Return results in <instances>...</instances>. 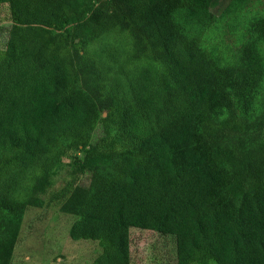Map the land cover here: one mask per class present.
Segmentation results:
<instances>
[{
  "label": "trees",
  "instance_id": "trees-1",
  "mask_svg": "<svg viewBox=\"0 0 264 264\" xmlns=\"http://www.w3.org/2000/svg\"><path fill=\"white\" fill-rule=\"evenodd\" d=\"M0 4L11 21L0 48V219L22 215L77 149L81 171L106 163L63 204L77 216L70 237L100 246L91 264H130L131 227L174 235L176 264H264V140L222 143L264 128V111L248 121L233 110L262 66L220 64L201 34L174 28L168 14L188 0H100L88 16L75 0ZM12 248H0V264Z\"/></svg>",
  "mask_w": 264,
  "mask_h": 264
},
{
  "label": "rangeland",
  "instance_id": "rangeland-1",
  "mask_svg": "<svg viewBox=\"0 0 264 264\" xmlns=\"http://www.w3.org/2000/svg\"><path fill=\"white\" fill-rule=\"evenodd\" d=\"M99 1L75 0V4L88 16ZM188 1L191 8L169 12L174 28L188 35L201 34V45L220 64H259L264 71V0ZM10 24L8 6L0 4V48L5 45ZM233 100L239 118H259L264 111V75L253 92L233 94ZM230 111L225 108L221 118H228ZM103 135L104 128L99 125L92 143ZM222 139V143L235 148L250 145L264 140V128L228 132ZM81 156L79 150L69 149L54 168L49 183L32 197L22 215L3 214L0 248L13 244L10 264H91L100 252L97 241L70 237L77 216L63 209L76 186H89L92 173L106 168L105 161L95 157L81 171ZM129 237L130 264H176L174 235L131 227Z\"/></svg>",
  "mask_w": 264,
  "mask_h": 264
},
{
  "label": "water",
  "instance_id": "water-1",
  "mask_svg": "<svg viewBox=\"0 0 264 264\" xmlns=\"http://www.w3.org/2000/svg\"><path fill=\"white\" fill-rule=\"evenodd\" d=\"M104 116H105V112H104Z\"/></svg>",
  "mask_w": 264,
  "mask_h": 264
}]
</instances>
